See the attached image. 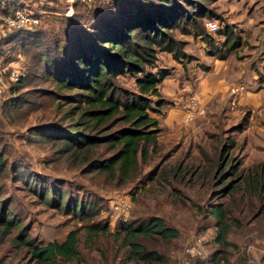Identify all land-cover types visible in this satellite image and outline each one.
<instances>
[{"label":"rangeland","instance_id":"rangeland-1","mask_svg":"<svg viewBox=\"0 0 264 264\" xmlns=\"http://www.w3.org/2000/svg\"><path fill=\"white\" fill-rule=\"evenodd\" d=\"M198 1L210 14L196 18L195 28L202 35L192 33L195 28L190 25L184 31L172 30L183 52L180 60L167 51L155 52L154 65L169 68V74L176 69L182 86H169L174 75L158 84L164 100L160 113L154 114L160 127L158 148L143 162L137 157L132 177L119 181L96 171H82L80 155L73 156L60 150L55 141L30 133L32 126L73 125L69 105L58 95L44 92L50 88L48 82H26L0 101V151L6 162L0 175V206L18 222L7 235H0L3 264H32L26 249L10 240L19 229L36 243L61 239L75 229L78 259L65 264H128L121 257L120 238L115 240L112 233L124 222L150 215L160 216L177 230L176 237L164 240L138 237L145 247L164 255L161 264H195L194 258L179 255L183 242L193 234L201 237L208 258L221 249L225 252L222 262L264 264V0ZM64 4L65 0H30L24 6L43 14L38 28L51 37L63 24L59 14ZM206 20H213L217 28L208 31ZM223 28L238 43L219 59L217 54L228 45ZM214 47L215 54L207 51ZM28 52L12 41L0 47L3 61L19 65L28 66ZM205 72L209 74L205 85L214 78L217 83L210 97L203 91L202 98L194 90ZM116 81L133 88L130 76H118ZM188 93L201 108L191 119L185 118V110L175 99ZM17 94L23 99L13 104L11 98ZM166 106L176 111L171 123L163 122ZM94 151L104 152V147ZM231 164L235 168L229 171ZM41 182L81 201L86 212L79 216L65 212L49 202L48 193L42 198L38 195ZM121 193L130 194L125 214L115 213L111 206L112 197ZM216 203L226 209L225 245L214 240L216 227L208 214ZM96 222L103 224L104 232L98 231L88 242L87 226ZM247 243L259 256L257 263L247 262L239 253L238 248Z\"/></svg>","mask_w":264,"mask_h":264},{"label":"trees","instance_id":"trees-1","mask_svg":"<svg viewBox=\"0 0 264 264\" xmlns=\"http://www.w3.org/2000/svg\"><path fill=\"white\" fill-rule=\"evenodd\" d=\"M26 2L3 0L0 11L11 12ZM59 15L63 24L51 37H45L38 28L40 21L32 28L11 30L0 37V47L12 41L21 51H29V64L20 65V75L9 91L26 82L34 85L48 82L50 88L44 92L58 95L69 105L67 112L74 117L73 125L67 128L32 126L30 133L55 141L60 150L73 156L80 155L82 171H96L123 181L136 172L137 157L143 162L158 148L156 135L160 127L154 114L160 113L164 102L158 84L170 69L154 65L156 50L167 51L180 60L183 52L172 30L184 31L186 25L195 28L196 18L210 14L198 0H72L71 13L64 15L62 8ZM38 16L40 20L43 14ZM192 33L202 35L201 29L195 28ZM221 33L228 45L224 52L217 54L219 59L238 43L225 28ZM207 51L215 54V47ZM124 75L132 78L133 88L117 83V77ZM22 99L17 94L11 101L18 104ZM97 146H103L104 152L95 153ZM5 163L0 151V175L4 173ZM234 168L229 165V171ZM33 181L39 183L36 178ZM46 193L49 202L65 212L77 216L86 212L81 201L41 182L38 195L43 198ZM208 214L216 227L214 240L225 245L229 227L226 209L219 203L212 204ZM16 225L17 220L7 216L0 206V235H7ZM87 229L88 242L98 231L104 232L103 224L97 222L90 223ZM112 236L115 240L120 238V246L124 247L121 257L126 263L161 264L164 255L145 247L138 237L164 240L176 237L177 230L166 225L160 216L150 215L124 222ZM10 240L26 249L32 264H65L77 260L79 255L75 229L68 230L61 239L44 243L34 242L24 229H19ZM222 258L225 252L221 249L209 255L212 264H218ZM194 259L198 264L197 258ZM0 264H3L1 258Z\"/></svg>","mask_w":264,"mask_h":264},{"label":"built area","instance_id":"built-area-1","mask_svg":"<svg viewBox=\"0 0 264 264\" xmlns=\"http://www.w3.org/2000/svg\"><path fill=\"white\" fill-rule=\"evenodd\" d=\"M87 2L89 0H79ZM70 0H65L63 6V14L69 15L71 13ZM0 6H3V0H0ZM39 12H35L27 6H16L11 12L0 11V37L5 33L15 29H27L32 28L39 23ZM204 26L208 31H214L217 26L213 20H206ZM19 55V54H17ZM18 66V67H15ZM14 77V74H17ZM20 75V65L12 62V60H2L0 57V101L3 100L9 91L10 85H12L18 79ZM14 77V78H13ZM7 85V88L4 85ZM180 107L185 110V118L191 119L193 114L201 112L196 97L193 94H186L175 98ZM130 194L121 193L116 194L111 199V206L115 209L117 214H125L128 212L130 206ZM247 262L257 263L259 256L256 255L252 244L247 243L241 245L238 248ZM183 257L197 258L198 264H212L209 261L208 254L205 251L201 237L198 235H190L182 244L180 254ZM218 264H232L231 262H219Z\"/></svg>","mask_w":264,"mask_h":264},{"label":"crops","instance_id":"crops-1","mask_svg":"<svg viewBox=\"0 0 264 264\" xmlns=\"http://www.w3.org/2000/svg\"><path fill=\"white\" fill-rule=\"evenodd\" d=\"M170 75H174V77L172 78V83H170L169 84V86H171V88H177L178 86H182L181 85V77L179 78L178 76H176V75H179L178 74V72H177V70L175 69V73L174 74H168V75H166L162 80H161V82L163 83H165V81H167L168 80V78L170 77ZM208 76H209V74L208 73H203L202 75H199V77H198V79H197V82H196V85H195V87H196V89L194 90V93H195V95L196 94H198V95H200L201 97L203 96V91L205 92V91H207V96L208 97H210V95H211V93H212V91H213V88L215 87V84L217 83L216 81H215V78L214 79H212V80H210V81H208V84H204L205 83V81H206V79L208 78ZM175 78V79H174ZM204 84V85H203ZM201 86H205V89H203V87H201ZM197 93H196V92ZM203 98V97H202ZM167 108H163V111H166V117H165V119L163 120V122H169V123H171L172 121H173V117H174V114H176V111H175V109H173V108H171V107H168V106H166Z\"/></svg>","mask_w":264,"mask_h":264},{"label":"clouds","instance_id":"clouds-1","mask_svg":"<svg viewBox=\"0 0 264 264\" xmlns=\"http://www.w3.org/2000/svg\"><path fill=\"white\" fill-rule=\"evenodd\" d=\"M70 2H71V0H70ZM15 67H18V66H15ZM15 75H18V73L17 74H14V77H15ZM4 87L7 88V85L5 84Z\"/></svg>","mask_w":264,"mask_h":264}]
</instances>
